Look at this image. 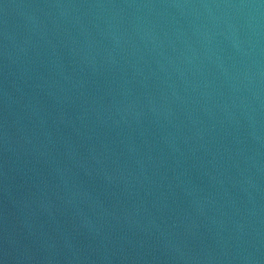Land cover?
Returning <instances> with one entry per match:
<instances>
[{
    "label": "water",
    "instance_id": "water-1",
    "mask_svg": "<svg viewBox=\"0 0 264 264\" xmlns=\"http://www.w3.org/2000/svg\"><path fill=\"white\" fill-rule=\"evenodd\" d=\"M0 264H264V0H0Z\"/></svg>",
    "mask_w": 264,
    "mask_h": 264
}]
</instances>
